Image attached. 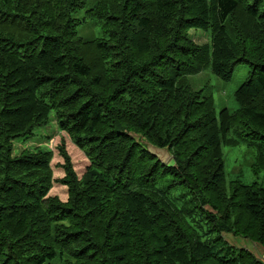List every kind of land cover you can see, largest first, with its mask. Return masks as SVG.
<instances>
[{
  "label": "trees",
  "instance_id": "trees-1",
  "mask_svg": "<svg viewBox=\"0 0 264 264\" xmlns=\"http://www.w3.org/2000/svg\"><path fill=\"white\" fill-rule=\"evenodd\" d=\"M90 18L100 35L78 33ZM240 62L238 105L216 112L188 76ZM51 114L89 158L79 177L60 147L65 200L46 141L13 153ZM240 142L259 174L264 0H0V264H264L222 236L264 247V182L225 180L222 145Z\"/></svg>",
  "mask_w": 264,
  "mask_h": 264
},
{
  "label": "rangeland",
  "instance_id": "rangeland-1",
  "mask_svg": "<svg viewBox=\"0 0 264 264\" xmlns=\"http://www.w3.org/2000/svg\"><path fill=\"white\" fill-rule=\"evenodd\" d=\"M95 0H86V4L92 5ZM82 10L78 12L81 15ZM78 33L82 36H98L101 33L100 25L97 19H85L78 26ZM208 33V32H207ZM207 33L202 29H189V36L198 44L206 43L208 39ZM249 65L247 63H237L234 65L231 77L224 80L214 74L209 68L203 69L200 72L190 74L189 80L195 89H201L203 96H210L215 111L218 112L223 106L234 110L237 107V101L234 95L236 88L245 80ZM37 133L36 138L23 140L22 137H17L13 140L14 152L18 153L23 147L43 144L45 141L52 149L51 167L52 181L49 188V195H58L60 199L67 198V186L62 182V177L65 175L62 163L63 156L60 154V147L63 146L69 161L71 162L73 171L78 176L83 172L85 166L89 164V158L86 156L83 149L78 147L62 130H59L52 114L49 117V122L45 125L35 128ZM43 142V143H41ZM62 142V143H61ZM223 168L225 172V180L228 183L230 179L239 178L243 182L249 183L254 180L264 182V170L259 174H254L250 167L251 154L247 146L240 142L237 145L223 144ZM80 177V176H79ZM223 238L235 246H243L257 252L259 246H254L253 242L243 236H235L232 232L223 231ZM245 244V245H244ZM54 261V260H53Z\"/></svg>",
  "mask_w": 264,
  "mask_h": 264
},
{
  "label": "water",
  "instance_id": "water-1",
  "mask_svg": "<svg viewBox=\"0 0 264 264\" xmlns=\"http://www.w3.org/2000/svg\"><path fill=\"white\" fill-rule=\"evenodd\" d=\"M130 134H132V136L139 143H141L151 154L155 155L160 161L167 162L171 158V153L169 151L168 145H155L142 133L130 132Z\"/></svg>",
  "mask_w": 264,
  "mask_h": 264
},
{
  "label": "crops",
  "instance_id": "crops-1",
  "mask_svg": "<svg viewBox=\"0 0 264 264\" xmlns=\"http://www.w3.org/2000/svg\"><path fill=\"white\" fill-rule=\"evenodd\" d=\"M252 242H253L254 246H258V244H259V243L254 242V241H252ZM259 246L260 247H258L257 252L255 253V255H257L258 257H260L261 259L264 260V247L261 244H259ZM245 247H246V245H245ZM251 251H253V250H251Z\"/></svg>",
  "mask_w": 264,
  "mask_h": 264
}]
</instances>
